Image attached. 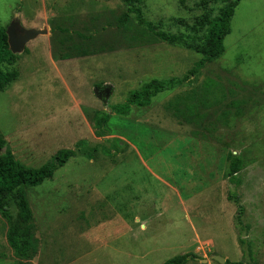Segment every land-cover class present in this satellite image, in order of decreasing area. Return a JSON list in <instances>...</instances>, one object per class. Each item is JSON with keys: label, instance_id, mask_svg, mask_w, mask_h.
<instances>
[{"label": "rangeland", "instance_id": "obj_1", "mask_svg": "<svg viewBox=\"0 0 264 264\" xmlns=\"http://www.w3.org/2000/svg\"><path fill=\"white\" fill-rule=\"evenodd\" d=\"M221 1L141 7L156 30L180 34L216 15ZM126 11L121 0H0V28L45 31L3 65L18 77L0 92V137L31 168L81 140L99 150L25 190L36 240L30 259L7 242L18 220L11 203V221L0 216V264H163L185 254L195 256L185 264H220L213 255L264 264V0L239 2L224 53L197 76L120 117L110 107L128 92L180 79L201 58L156 40L133 14L121 22ZM79 35L93 38L82 44L88 56L72 50ZM96 85L110 96L95 97ZM95 111L111 115L105 137L95 135ZM230 155L242 161L232 182Z\"/></svg>", "mask_w": 264, "mask_h": 264}, {"label": "trees", "instance_id": "obj_2", "mask_svg": "<svg viewBox=\"0 0 264 264\" xmlns=\"http://www.w3.org/2000/svg\"><path fill=\"white\" fill-rule=\"evenodd\" d=\"M143 0H121L127 7L120 21L127 18L128 14H133L139 27L152 33L156 40L170 45H178L186 48H192L201 54V58L192 65V68L180 79L170 78L167 81L151 79L137 90L127 93L123 104H117L110 107L115 116L125 117L128 115L131 106L146 108L150 106L151 100L157 94L172 90L176 86H181L191 80V77L197 76L205 64L218 58L224 53V38L230 31V22L234 10L241 0H222L223 6L218 9L214 16L206 14L203 19L198 21L188 33L173 34L156 30L153 23L146 20L142 12ZM80 43L74 44L72 50L77 51L78 57H85L87 47H82L84 41L92 40V37L85 38ZM192 41V43H191ZM62 57L61 60H66ZM18 60V56L12 54L6 35V30L0 28V92L4 91L11 83L15 82L18 73L15 70H5L3 65H13ZM96 89L102 90L101 85H96ZM104 89V88H103ZM112 92V91H111ZM111 115L105 111H95L92 117L93 129L97 137L109 135L108 122ZM74 149H60L50 160L38 168H31L17 161L13 153L9 150L7 142L0 137V216L11 221L10 205L13 202L18 211V220L12 224L8 230L7 242L17 258L30 259L35 253V242L32 234V212L28 206L25 190L42 184L43 181L51 179L54 172L65 165L69 159L78 155L86 157L88 160L94 159L98 153V147H89L85 140L78 141ZM111 154V151H108ZM242 161L238 156H229L227 178L229 182L235 180L237 174L241 171ZM242 214V208L238 207L236 221L239 222ZM240 242L242 240L240 239ZM189 259H195L194 255L185 254L170 259L163 264H185ZM226 264H241L230 263Z\"/></svg>", "mask_w": 264, "mask_h": 264}, {"label": "water", "instance_id": "obj_3", "mask_svg": "<svg viewBox=\"0 0 264 264\" xmlns=\"http://www.w3.org/2000/svg\"><path fill=\"white\" fill-rule=\"evenodd\" d=\"M41 34H45V31H39L35 29H24L20 27L18 23H13L6 29L9 49L13 54L22 52L29 41L35 39ZM110 94V87H105L102 90L96 88L94 89V95L98 98H108ZM211 258L220 264L225 263V259L219 256L213 255L211 256ZM202 262H206V260H203Z\"/></svg>", "mask_w": 264, "mask_h": 264}, {"label": "crops", "instance_id": "obj_4", "mask_svg": "<svg viewBox=\"0 0 264 264\" xmlns=\"http://www.w3.org/2000/svg\"><path fill=\"white\" fill-rule=\"evenodd\" d=\"M142 227H143V226H142ZM117 230H118V228H116V230H115V231L117 232ZM120 230H122V231H123V229H122V228H121ZM206 262H207V261H206Z\"/></svg>", "mask_w": 264, "mask_h": 264}]
</instances>
